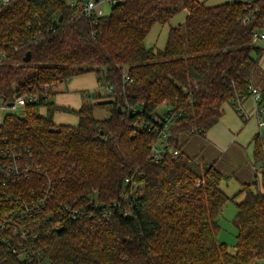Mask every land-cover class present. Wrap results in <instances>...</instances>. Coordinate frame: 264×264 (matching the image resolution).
Masks as SVG:
<instances>
[{
    "label": "trees",
    "instance_id": "obj_1",
    "mask_svg": "<svg viewBox=\"0 0 264 264\" xmlns=\"http://www.w3.org/2000/svg\"><path fill=\"white\" fill-rule=\"evenodd\" d=\"M82 3L0 0V52L6 54L0 99L38 94L23 106V115H5L0 139L29 148L46 172L16 186L0 184V211L12 210L19 196L30 197L43 185H50L51 208H72L37 229L34 246L9 244L0 236V264H39L41 259L54 264H256L264 259V164L261 178L232 196L222 188L227 176L214 163L186 155L180 141L184 133L205 134L225 102L251 94L249 84L264 55V45L254 37L264 30V0L251 5L246 0L215 5L125 0L99 17L78 15ZM182 7L185 22L171 27L165 47L147 48L154 24L166 23ZM247 15L252 16L244 21ZM27 51L29 62L24 61ZM126 68L131 81L122 78ZM91 71L103 76L101 87L114 83L116 93L104 97L99 89L85 91L89 100L77 109L48 100L55 84ZM163 101L181 115L169 126L157 157L152 144L159 140L160 124L152 114L159 113ZM127 102L138 112L128 110ZM104 105L110 115L97 118L96 107ZM62 110L77 115L78 123H56L55 114ZM263 143L256 136L257 163ZM228 201L237 207L234 253L217 240L218 217Z\"/></svg>",
    "mask_w": 264,
    "mask_h": 264
},
{
    "label": "built area",
    "instance_id": "obj_2",
    "mask_svg": "<svg viewBox=\"0 0 264 264\" xmlns=\"http://www.w3.org/2000/svg\"><path fill=\"white\" fill-rule=\"evenodd\" d=\"M8 0H4L7 2ZM125 0H83L81 11L78 15H85L87 17L103 16L104 13L103 4L108 3L114 6L117 3ZM71 6H75L77 0H71L68 2ZM247 5H251L252 0H246ZM252 15H247L244 21H248ZM255 39L264 43V30H257L254 34ZM6 54L0 52V64L4 62ZM123 80H130L128 69H123ZM132 80V79H131ZM130 80V81H131ZM105 91L113 96L117 89L114 83H106L104 85ZM250 93L255 97L257 102L256 114L259 120L260 127L264 126V104L260 103L262 97V91L257 87L253 80L249 84ZM38 94L36 92H24L22 94L14 95L13 99L6 102L4 101L1 108L6 106L16 108L17 105H21L22 108L25 104L31 101H36ZM244 97L237 96L234 98L233 103L238 111L245 118L248 114L243 108ZM13 102L12 105H9ZM160 106H166L163 112L152 114V121L160 124V130L158 133L159 140L152 144V151L158 157L165 149V141L169 135V126L175 121V119L181 115V111L172 105L163 101L157 105V110ZM127 109L133 113L138 112V109L127 102ZM152 129V126L148 125V130ZM264 141V135H262ZM174 154L178 155L179 150L175 149ZM264 164V143H263V158L262 162L255 163V168L259 171L261 165ZM46 172L36 163L29 148L24 147L22 144H18L10 141L7 138L0 139V184L4 187L16 186L23 180H29L33 176H42ZM46 185L41 186L42 190L39 192L33 191L30 197L19 196L16 201H13L14 208L10 211H0V236L5 242H15L18 246H34L35 241L31 240L32 237L39 235L40 227L47 222L54 214L62 213L68 210L72 212V208L69 205H65L64 208L58 209L51 208L50 202L53 199V195L50 190V185L46 188ZM40 188V187H39ZM1 210V207H0ZM74 212L72 217H75ZM11 239V240H10ZM22 256L31 258V254L28 251H22ZM38 255V254H35ZM39 264H54L47 260H39Z\"/></svg>",
    "mask_w": 264,
    "mask_h": 264
},
{
    "label": "crops",
    "instance_id": "obj_3",
    "mask_svg": "<svg viewBox=\"0 0 264 264\" xmlns=\"http://www.w3.org/2000/svg\"><path fill=\"white\" fill-rule=\"evenodd\" d=\"M259 64L260 66L255 71L252 80L263 91L264 67L261 65V59ZM87 73L67 79L69 92L63 94L65 97L62 101L64 105L60 101L55 103L70 108H79L88 99L87 95H83V92L98 89L93 88L96 86V82L92 87L90 86V83L93 82L85 76ZM243 108L248 114L247 118L242 116L233 102L227 101L223 104L222 115L205 134L190 135L184 133L180 137L182 151L186 155L196 157L199 161L214 163L227 176L226 182L233 180L240 189L243 184L255 182L260 175L254 166L256 163L255 138L259 135L263 139L262 135H264V126L260 127L256 114L257 102L252 94L244 98ZM42 111L45 112L44 107H42ZM55 115H58L61 120L60 122L54 118L58 124L74 125L78 123V118L77 120L75 118L77 115L72 112L62 110L57 111ZM222 188L224 189L223 186Z\"/></svg>",
    "mask_w": 264,
    "mask_h": 264
},
{
    "label": "rangeland",
    "instance_id": "obj_4",
    "mask_svg": "<svg viewBox=\"0 0 264 264\" xmlns=\"http://www.w3.org/2000/svg\"><path fill=\"white\" fill-rule=\"evenodd\" d=\"M66 1L70 2L71 0H66ZM201 1H204L208 5H215V4H219L223 2H230L233 0H201ZM103 7H104V13L106 15L109 14L111 11L112 5L105 3L103 4ZM186 16H187V11L185 8L182 7L181 10L166 23L154 24V26L152 27V29L150 30V32L148 33L146 37V40H145L146 47L154 48L155 50L163 49L166 45L168 33L171 27H175L180 24L183 25L185 22ZM255 43L258 45H264V43L258 39L255 40ZM261 65L264 67V56L261 58ZM85 76L93 82V83H90L91 84L90 86L92 87V85L95 84L94 82H96L97 84H95L96 86L93 88H98L99 90H101V92L105 94L104 97H106L107 93L105 91V88L101 87V84L104 81L103 76L102 75L99 76V74L96 71L88 72L87 74H85ZM68 84L69 83L66 80L55 84L57 85V88H55V86L53 87L54 93H52L48 97V100L54 101V102H57V101L62 102L63 99H65L63 94L69 92V89L67 86ZM3 104H4V101L0 99V123L3 122V119L7 113H14L18 115H23L24 113L21 105H17L16 108H11V107L6 106L5 108L2 109L1 106H3ZM62 105H64L63 102H62ZM165 109H166V106H160L158 108V112H163ZM109 115H110V109L108 105H104L102 107H96L95 116L97 118L103 119V118H107ZM75 118L77 120L78 117L75 116ZM55 119L61 122L58 115H55ZM260 178L261 176L259 175L258 179ZM222 186L228 192V194L232 196L235 195L237 192H239V189H240L238 185L236 184V182L233 180L229 181L228 183L226 182V180H224L222 182ZM243 196L244 195H240L239 197H237V201L242 200ZM236 213H237V207H236L235 201H228L224 205L218 217L220 229L217 234V240L219 242H226L229 246V250L233 253L236 251L237 232H238L237 227L235 226V223H234V218H235ZM256 264H264V259L258 260Z\"/></svg>",
    "mask_w": 264,
    "mask_h": 264
},
{
    "label": "water",
    "instance_id": "obj_5",
    "mask_svg": "<svg viewBox=\"0 0 264 264\" xmlns=\"http://www.w3.org/2000/svg\"><path fill=\"white\" fill-rule=\"evenodd\" d=\"M31 60V51H27L25 57H24V61L29 62ZM13 102H10L9 105H12ZM119 110L122 112V107L119 106Z\"/></svg>",
    "mask_w": 264,
    "mask_h": 264
}]
</instances>
